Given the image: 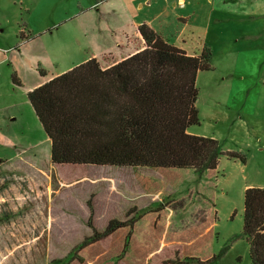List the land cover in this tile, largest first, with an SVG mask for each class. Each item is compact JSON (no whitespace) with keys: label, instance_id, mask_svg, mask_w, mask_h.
Masks as SVG:
<instances>
[{"label":"rangeland","instance_id":"374dc122","mask_svg":"<svg viewBox=\"0 0 264 264\" xmlns=\"http://www.w3.org/2000/svg\"><path fill=\"white\" fill-rule=\"evenodd\" d=\"M156 17L189 54L210 51L188 129L245 161L223 155L216 173L178 169L174 180L142 166L56 169L27 92L84 59L119 58L135 46L134 24ZM253 186L264 187V0H0V264L64 259L91 233L88 203L98 231L137 217L133 237L156 248L148 262L193 232L209 237L199 259L250 264L242 213Z\"/></svg>","mask_w":264,"mask_h":264},{"label":"trees","instance_id":"16d2710c","mask_svg":"<svg viewBox=\"0 0 264 264\" xmlns=\"http://www.w3.org/2000/svg\"><path fill=\"white\" fill-rule=\"evenodd\" d=\"M135 30L139 50L118 60L107 59L103 66L91 57L27 92L50 142L51 164L65 170L87 164L142 166L174 180L178 169L216 173L223 155L244 162L239 153L222 151L215 138L188 132L200 121L196 75L210 69V51L203 48L199 54H189L146 23ZM88 209L90 235L64 259L49 264H87L80 253L85 248L96 256L90 264H211L215 260L213 256L199 259L207 252V233L197 237L189 232L190 236L178 239L176 248L148 262L156 248L140 247L133 237L137 217L111 219L98 231L89 224V203ZM242 235L250 264H264V187L243 191Z\"/></svg>","mask_w":264,"mask_h":264},{"label":"crops","instance_id":"0c3cea01","mask_svg":"<svg viewBox=\"0 0 264 264\" xmlns=\"http://www.w3.org/2000/svg\"><path fill=\"white\" fill-rule=\"evenodd\" d=\"M177 1V0H176ZM173 2V1H172ZM172 5H174V2L172 3ZM160 17H156V18H154V19H151V20H145V21H143V22H139V23H135L134 24V26L136 27L138 24H140V23H146L148 26H150L153 30H155L157 33H159L167 42H169V43H171V44H173V45H175V46H178L177 44H176V42H171V41H169L168 40V36H166V34H165V28L169 25V24H167V23H165L164 22V20L163 19H159ZM178 18H180V17H178ZM134 34H135V36H134V44H135V46L133 45L132 46V49L131 50H128V52H126L125 54H122V55H120V57L118 58V57H109V58H107L108 60H118V59H121V58H123V57H126L127 55H129V54H131V53H133V52H135V51H137V50H139L140 49V45H141V41H140V39L139 38H137L136 37V30L134 31ZM180 34L178 33V36H176V38H180V36H179ZM180 47V46H179ZM83 61H85V59L84 60H82V62ZM81 63V62H80ZM76 65V64H75ZM105 65V64H104ZM103 66V65H102ZM71 67H73V65H70L69 67H67L66 68V70H68V69H70ZM62 73V72H61ZM57 74H60V73H57ZM49 79V78H48ZM188 132H190V133H192V134H196V135H201V134H198V133H196V132H193V131H190L189 129H188ZM203 136H205V135H203ZM223 151V150H222ZM226 151V150H225Z\"/></svg>","mask_w":264,"mask_h":264},{"label":"built area","instance_id":"2783aa9c","mask_svg":"<svg viewBox=\"0 0 264 264\" xmlns=\"http://www.w3.org/2000/svg\"><path fill=\"white\" fill-rule=\"evenodd\" d=\"M184 4V2L182 1V2H180V6H182Z\"/></svg>","mask_w":264,"mask_h":264}]
</instances>
